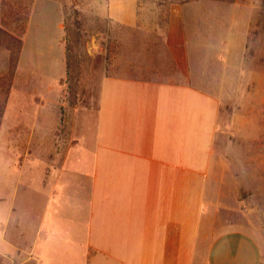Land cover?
<instances>
[{"label":"crops","instance_id":"1","mask_svg":"<svg viewBox=\"0 0 264 264\" xmlns=\"http://www.w3.org/2000/svg\"><path fill=\"white\" fill-rule=\"evenodd\" d=\"M14 1L0 0V255L12 264H264L251 221L264 218V93L255 92L264 83L240 81L244 7L223 15L215 2L170 3L154 76H102L95 109L69 119L72 141L59 151L70 85L62 5ZM4 3L26 8L23 31ZM38 4L54 9L52 27L47 14L37 20ZM142 8L91 7L134 31Z\"/></svg>","mask_w":264,"mask_h":264},{"label":"rangeland","instance_id":"2","mask_svg":"<svg viewBox=\"0 0 264 264\" xmlns=\"http://www.w3.org/2000/svg\"><path fill=\"white\" fill-rule=\"evenodd\" d=\"M19 0L14 1L17 6ZM62 5L65 40L69 49V66L76 80L71 79L68 91V107L64 114L67 116L66 129L62 136L58 134V150L67 146L72 138L70 125L75 121L85 118L86 110L93 111L96 106L97 88L100 79L105 75H123L150 78L154 76L156 56L160 47V38L168 5L181 0H140L143 5L141 10L142 27L137 30H128L115 23L99 19L91 9L95 0H56ZM218 3L221 13L228 12L233 4L244 7L249 18L248 36L244 58L241 63L242 71L240 81H255L264 83V0H191ZM13 2V1H11ZM9 2V5L13 3ZM190 2V1H189ZM40 14L37 20H43L44 14L49 15L45 27H52L54 9L38 4ZM46 16V15H45ZM5 85V84H4ZM47 83L42 89H49ZM48 86V88H46ZM6 87L0 88V101L6 97ZM246 93V89L242 90ZM48 92V91H47ZM207 92H216L208 89ZM262 97L264 91H255ZM225 105V104H224ZM256 109H262V103L255 101ZM227 111L231 104L224 106ZM245 107V106H244ZM2 106L0 105V111ZM77 111V112H76ZM224 112V111H223ZM84 113V114H81ZM70 119V121H69ZM55 139V138H54ZM56 140V139H55ZM50 139L42 141V146H52ZM56 144V143H55ZM63 146V147H62ZM64 154H58V162L65 161ZM264 194V192H262ZM259 197L258 213L264 214V195ZM244 208V207H243ZM222 218H218L221 220ZM235 219V218H233ZM237 221L245 224L241 213ZM235 219V220H236ZM252 226L256 229L264 245V218L252 219ZM251 228V229H254ZM0 264H12L10 259L0 255Z\"/></svg>","mask_w":264,"mask_h":264},{"label":"trees","instance_id":"3","mask_svg":"<svg viewBox=\"0 0 264 264\" xmlns=\"http://www.w3.org/2000/svg\"><path fill=\"white\" fill-rule=\"evenodd\" d=\"M191 0H181L180 3H186L189 2ZM4 8H3V16L4 18H7L11 21L14 20V26L12 27L13 29H15L16 32H21L24 29L23 23L26 19L27 16V10L26 8H20L22 6V3H20V6L16 7V8H12L8 5V8H6V4L4 3ZM10 27V26H9ZM19 42V41H17ZM69 54V49L67 47V55ZM68 73H67V81L70 82L71 79L76 80V77H74V73L73 71L71 72V68L69 66V57H68ZM77 81V80H76Z\"/></svg>","mask_w":264,"mask_h":264}]
</instances>
